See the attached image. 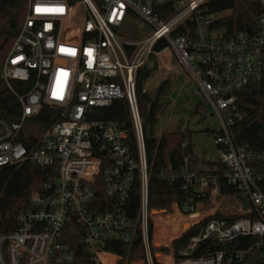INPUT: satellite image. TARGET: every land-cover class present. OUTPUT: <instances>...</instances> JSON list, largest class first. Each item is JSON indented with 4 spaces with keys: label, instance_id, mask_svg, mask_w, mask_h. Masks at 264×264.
I'll list each match as a JSON object with an SVG mask.
<instances>
[{
    "label": "built area",
    "instance_id": "1",
    "mask_svg": "<svg viewBox=\"0 0 264 264\" xmlns=\"http://www.w3.org/2000/svg\"><path fill=\"white\" fill-rule=\"evenodd\" d=\"M210 1L24 0L25 19L0 74L15 102L9 106L10 118L0 110V170L31 163L53 167L55 175L30 195L16 230L0 233V264H73L75 253L63 240L72 219L85 229L84 242L96 264H118L122 254L106 250V244L131 245L137 230L147 264H155L153 257L157 264H245L251 249L193 257L199 244L210 239L225 244L255 236L253 247L264 246V194L249 164L263 162L264 151L237 146L231 135L241 118L235 93L249 84L264 91V13L255 33L240 32L224 40L212 29L215 15L205 12ZM133 23H137L136 33L145 34L139 41L130 38ZM162 42L168 46L156 51ZM165 50L170 51L171 64L174 55L196 83L190 96L197 92L206 109L219 116L221 130L214 135L219 161L227 168L228 182L249 206L233 222L226 220L230 213H212L179 257L171 248L165 255L169 259L162 261V254L152 252V247L164 241L162 245L170 249L190 229L183 227L197 206L173 204L171 210H156L148 205L149 172L137 77L151 57L161 66ZM14 82L21 85L15 87ZM116 100L129 106L136 156L127 146V130L113 121L93 119L95 109ZM44 107L55 110V121L30 137L33 134L26 127ZM171 122L167 118V131L177 124ZM28 139L30 145L24 142ZM137 178L141 207L133 222L123 212ZM182 178L183 189L189 190L194 178L186 169ZM98 187L107 201H96ZM220 193L215 182L209 199ZM170 215H180L182 220L177 225L167 223ZM169 235L175 238L166 241Z\"/></svg>",
    "mask_w": 264,
    "mask_h": 264
},
{
    "label": "trees",
    "instance_id": "2",
    "mask_svg": "<svg viewBox=\"0 0 264 264\" xmlns=\"http://www.w3.org/2000/svg\"><path fill=\"white\" fill-rule=\"evenodd\" d=\"M210 14L215 15L212 25L221 39H231L240 32L255 33L259 29L258 20L264 13V6L260 0H211L207 4ZM27 5L24 0H6L0 4V74L8 55L25 19ZM166 42L160 43L156 51L166 48ZM158 71L157 59L151 57L148 63L140 69L137 77V94L140 113L144 125V138L148 163V205L150 209H171L173 204L182 207L186 203L195 206L198 202H208L209 191L216 184L223 195L242 196L239 189L230 184L225 177L227 168L220 161H207L199 158L194 151L192 142L193 132L188 128L163 131L158 134V113L162 107L158 100H153V95L146 88V84ZM170 80L162 82L158 88L161 94ZM15 87L21 84L14 82ZM236 107L240 119L236 120L231 128V135L237 146H244L251 152L264 151V91L256 85L249 84L235 93ZM13 95L0 77V110L11 117L9 106L14 105ZM196 114L205 110L207 106L199 101ZM55 110L44 107L42 112L27 125L30 137L38 136L45 131L54 121ZM93 119L113 121L122 129L127 130V146L134 156L137 155L135 133L132 127L129 106L125 100H116L109 107L94 110ZM211 132L215 135L214 131ZM30 145V139L24 140ZM250 166L257 179V187L264 194V161L251 160ZM194 178V184L189 190L183 189L184 170ZM55 175L53 167H40L31 163L21 166L4 167L0 170V233H10L17 228V218L27 206L30 195L38 190L42 184ZM203 184L205 189H201ZM96 201H107L103 190L99 187ZM124 208L123 214L133 222H137L141 207V183L137 178L133 185L130 198ZM216 217H220L217 215ZM240 216H228L226 220L235 221ZM211 217L203 219L199 224L192 226L181 238L174 241L176 256L185 249L189 240L198 234L199 230ZM85 229L76 220L72 219L66 226L63 240L70 245L75 253L73 264H96L84 242ZM257 238L255 236L239 237L236 240L221 244L215 239H210L199 244L193 257L207 256L218 251H251L245 257V264H263L264 246L253 247ZM253 247V248H252ZM105 249L122 254V262H131L144 255L140 232L133 244L124 245L107 243Z\"/></svg>",
    "mask_w": 264,
    "mask_h": 264
},
{
    "label": "rangeland",
    "instance_id": "3",
    "mask_svg": "<svg viewBox=\"0 0 264 264\" xmlns=\"http://www.w3.org/2000/svg\"><path fill=\"white\" fill-rule=\"evenodd\" d=\"M136 26L137 23H133L131 25L130 38L132 40L139 41L144 38L145 34L136 33ZM178 63V60L173 55L172 66L170 63H168V71H165L164 67L160 69V64L157 60L158 71L157 73H155L153 78L155 79L159 75V72H161V75L163 76H161L162 78L158 80V84H155L154 86H151L150 89H148V91L154 97L155 93L158 92L160 84L166 80H170V83L168 84L166 90H164L161 94L158 93L156 98V100H158L159 98L160 104H162V107L158 113V134H161L166 130V122L167 118H169V120H171L173 123H177L173 124L171 122V124H173L172 129L188 128L193 132L192 142L194 144V151L199 158H204L208 161H217L219 159V154L215 145L214 135L211 132L207 131L209 130L219 132L221 130L222 122L219 116L216 113L212 112L211 109L200 110L196 114H192L191 110L193 106L198 103L201 98L197 96V92H194V97L190 96V94L196 89V83L191 79V74L184 67H179ZM238 201L239 202H235V200L233 199H227L226 201L221 202L220 207L224 209L225 207H234L236 205L237 208H239L241 205V201L239 199ZM210 202H212V200H210L209 203H199L196 212H204L207 209L214 207V204ZM231 212L237 213L238 211L232 209L227 213ZM181 219L182 217L180 215H170L167 218V223L173 221L172 225H176L177 220ZM189 228L191 227L186 226V230ZM170 236L171 235L166 238V241H171V239L175 238ZM163 242L164 241H160L157 247H152V252L156 254H162L161 260L167 261L169 258L165 255H170L171 248L174 249V241L171 243L170 249L162 245ZM143 252L144 255L142 258L132 260L131 262L126 261L124 263L121 259L118 264H147L146 252L144 250V247ZM153 260L154 263L157 264L155 257H153Z\"/></svg>",
    "mask_w": 264,
    "mask_h": 264
},
{
    "label": "bare ground",
    "instance_id": "4",
    "mask_svg": "<svg viewBox=\"0 0 264 264\" xmlns=\"http://www.w3.org/2000/svg\"><path fill=\"white\" fill-rule=\"evenodd\" d=\"M170 57H171V55H170L169 50L163 51L160 55L161 65H168V63H170ZM159 75H161V72H159ZM227 199H233V200L237 201L238 198L235 195L221 197L220 194H215L212 198V202H210V203L214 204V207L209 209V210H206L204 212H201L199 214L197 213L198 215H196V213H194L191 216H189L186 219L189 223L185 224L183 228L186 229V226L190 227L191 224L198 223L205 215L211 213V211H214V210H219L221 212H229V210H232V209H235L236 211H240V212H244L246 210L247 207H244L243 203H241L239 208H237L236 205L234 207H225L224 209L221 208L220 207L221 202L226 201ZM237 202H239V201H237ZM177 221L179 222L180 220H177ZM176 225H177V223H176Z\"/></svg>",
    "mask_w": 264,
    "mask_h": 264
},
{
    "label": "crops",
    "instance_id": "5",
    "mask_svg": "<svg viewBox=\"0 0 264 264\" xmlns=\"http://www.w3.org/2000/svg\"><path fill=\"white\" fill-rule=\"evenodd\" d=\"M170 64H171V58H170ZM169 66V64L168 65H164V66H160V69L162 68V67H164L165 68V71H168V67ZM171 66H172V64H171ZM160 69H159V71H160ZM161 76H163V75H158L155 79L154 78H152L147 84H146V88L147 89H150L151 88V86H154L155 84H158L157 82H158V80L159 79H161L162 77ZM154 83V84H153ZM195 105H198L197 103L195 104ZM196 108H197V106H196ZM196 108H195V111H196ZM194 111V112H195ZM193 112V113H194ZM208 161V160H207ZM217 161H219V159L217 160ZM222 192V191H221ZM223 194V193H222ZM223 195H227V194H223ZM237 195H239V196H241L240 194H237ZM238 198V197H237ZM239 199V198H238ZM238 199H237V201H238ZM240 201H241V203H243V205H244V207H247L246 208V210L244 211L245 213H246V211H248V202H247V200L246 199H239ZM245 200V201H244ZM236 200H235V202H237ZM199 203H209V201L208 202H198L197 203V206H196V208H195V211L192 213V214H194V213H196V215H198L199 213H201V212H196L197 211V208H198V204ZM213 208V207H212ZM211 209V208H210ZM207 210H209V209H207ZM216 211H218V210H214L213 212H211L210 214H207V215H205L203 218H202V220L203 219H205V218H207L208 216H210L212 213H214V212H216ZM244 212H240V211H238L237 213H235V212H231L230 214L233 216V215H241V214H243ZM198 213V214H197ZM191 214V215H192ZM190 215V216H191ZM201 221V220H200ZM197 223H194V224H191V226H194V225H196Z\"/></svg>",
    "mask_w": 264,
    "mask_h": 264
},
{
    "label": "water",
    "instance_id": "6",
    "mask_svg": "<svg viewBox=\"0 0 264 264\" xmlns=\"http://www.w3.org/2000/svg\"><path fill=\"white\" fill-rule=\"evenodd\" d=\"M205 12L208 13V9H206ZM158 93H159V92L155 93V95H154V97H153V100H156ZM196 106H197V105H194V106H193V108H192V110H191L192 113L195 111Z\"/></svg>",
    "mask_w": 264,
    "mask_h": 264
},
{
    "label": "snow or ice",
    "instance_id": "7",
    "mask_svg": "<svg viewBox=\"0 0 264 264\" xmlns=\"http://www.w3.org/2000/svg\"><path fill=\"white\" fill-rule=\"evenodd\" d=\"M37 11H40V9H37ZM74 54V53H73Z\"/></svg>",
    "mask_w": 264,
    "mask_h": 264
}]
</instances>
